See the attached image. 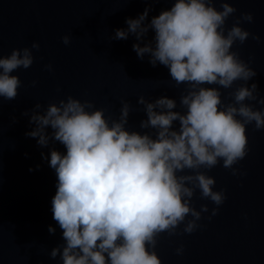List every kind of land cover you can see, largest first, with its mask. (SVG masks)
I'll use <instances>...</instances> for the list:
<instances>
[{
    "label": "clouds",
    "instance_id": "obj_1",
    "mask_svg": "<svg viewBox=\"0 0 264 264\" xmlns=\"http://www.w3.org/2000/svg\"><path fill=\"white\" fill-rule=\"evenodd\" d=\"M151 9L152 4H146L136 17H126L127 27L115 28L112 39L134 35L132 48L139 59L148 54L153 67L159 63L168 69L174 86L183 83L184 111L174 110L176 99L168 95L154 101L141 95L137 103L147 118L139 128L144 131L127 127L132 106L124 99L118 119L72 95L46 107L36 102L21 112L32 125L26 137L35 138L41 148L57 142L63 146L40 152L56 177L50 201L55 225H48V232L55 234L58 227L63 243L54 245L49 256L59 258L60 264H162L156 251L161 233L175 234L181 224L186 233L202 227L198 222L208 205L197 210L194 193L199 190L201 198L217 206L226 199L225 190H216L215 178L201 169L222 160L237 174L233 165L249 151L246 126L254 122L256 129H264V107L244 103L247 99L264 105L257 82L237 88L235 104L227 105L220 88L208 86L229 88L257 75L251 59L245 61L232 47L250 35L260 41L258 34L241 26V20H253V13H241L226 28L227 18L236 12L227 0H221L219 9L214 0H174L148 20ZM62 41L69 44L70 36ZM39 48L33 41L30 47L0 56L4 100L17 97L22 81L13 72L32 65V50ZM44 67L53 70L51 63ZM17 119L12 116L13 122ZM218 211L213 207L208 219ZM182 251L183 245L176 248Z\"/></svg>",
    "mask_w": 264,
    "mask_h": 264
},
{
    "label": "water",
    "instance_id": "obj_2",
    "mask_svg": "<svg viewBox=\"0 0 264 264\" xmlns=\"http://www.w3.org/2000/svg\"><path fill=\"white\" fill-rule=\"evenodd\" d=\"M173 2L0 0V56L10 54L13 48L30 47L33 41L40 44L38 50H32V65L13 72L22 81L17 97H0V264H60L59 258L49 256L54 245L63 243L58 227L55 234L48 232V225H55L50 201L56 177L40 152L47 153L51 147L63 150V146L57 142L41 148L35 138L26 137L24 133L32 125L21 115L23 110L36 102L46 107L72 95L92 101L95 107L106 109L105 115L118 119L124 99L132 106L127 127L140 131H144L139 128L140 121L147 118L143 105L137 103L141 95L149 101L168 95L176 99L174 110L184 111L180 96L187 91L185 85L174 86L168 69L159 63L153 67L148 54L139 59L132 48L134 35L112 39L114 29L127 27L125 18L136 17L146 4H152L150 20ZM227 2L236 12L227 18L226 28L241 13L251 12L253 20H241V26L261 39L257 42L250 35L243 44L237 41L232 46L242 59H251L250 66L257 72L251 81L237 80L229 88L208 85L220 88L225 105L235 104V90L252 81L258 84V96H264V0ZM214 4L219 9L221 0ZM64 35L70 36L67 45L62 41ZM151 35L150 31L148 38ZM48 63L52 71L44 67ZM244 103L264 107L254 100ZM246 135L249 151L233 165L237 174L224 167L222 160L211 169H201L215 178L214 188H223L226 199L217 206L201 198L199 190L194 193L197 210L201 204L208 205L198 222L202 227L186 233L181 224L175 234L161 233L156 251L162 264H264V129H256L253 122L246 126ZM213 207L219 211L208 219ZM180 245L183 251L177 253Z\"/></svg>",
    "mask_w": 264,
    "mask_h": 264
}]
</instances>
